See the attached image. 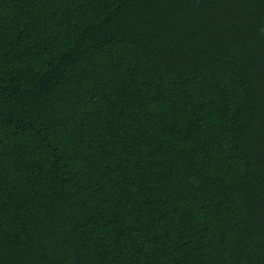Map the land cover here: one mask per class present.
I'll return each instance as SVG.
<instances>
[{
  "label": "trees",
  "instance_id": "obj_1",
  "mask_svg": "<svg viewBox=\"0 0 264 264\" xmlns=\"http://www.w3.org/2000/svg\"><path fill=\"white\" fill-rule=\"evenodd\" d=\"M0 264H264V0H0Z\"/></svg>",
  "mask_w": 264,
  "mask_h": 264
}]
</instances>
